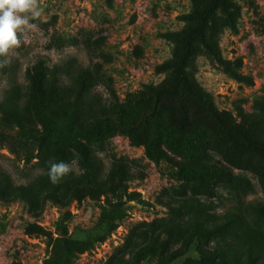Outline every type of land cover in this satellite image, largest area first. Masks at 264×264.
I'll use <instances>...</instances> for the list:
<instances>
[{
	"label": "rangeland",
	"instance_id": "1",
	"mask_svg": "<svg viewBox=\"0 0 264 264\" xmlns=\"http://www.w3.org/2000/svg\"><path fill=\"white\" fill-rule=\"evenodd\" d=\"M211 2L39 0L37 29L0 57L8 61L0 67V264H264V124L257 118L264 117V0H226L203 28L246 81L191 38L194 79L217 110L250 128L249 140L203 128L201 118L197 128L182 127L164 107L127 135L153 102L143 85L168 78L170 70L157 67L182 53L180 40L164 33L188 30ZM94 62L112 94L94 81ZM55 76L72 77L75 86L63 80L54 88ZM82 79L90 87L83 108L89 103L97 117L85 107L78 126L66 101ZM61 161L74 170L52 184L48 167ZM215 161L230 168L232 183L219 181ZM163 190L182 200L185 217L174 220L178 211L158 202ZM195 216L227 221L216 250L203 248L208 234L192 226ZM160 225L172 227L169 240ZM131 230L128 252L110 261Z\"/></svg>",
	"mask_w": 264,
	"mask_h": 264
},
{
	"label": "trees",
	"instance_id": "2",
	"mask_svg": "<svg viewBox=\"0 0 264 264\" xmlns=\"http://www.w3.org/2000/svg\"><path fill=\"white\" fill-rule=\"evenodd\" d=\"M216 7H221V9L223 10L228 8L226 0H212L210 5L207 6L201 14L195 15L197 23L188 30L164 33V36L177 38L180 40V43L182 45V53L176 63H174V65L169 67L168 63H163L157 67V72H161L163 69L170 70V75L168 78L157 85H143V90L141 92L142 95L146 98L152 97L153 102L152 105L149 102V111L141 114L137 119H135L133 125L129 127L127 131V135L129 138L133 137L137 129L140 131L143 130V125L145 126L147 124L148 117L152 116L153 113H157L158 110L164 107L171 109V111H174L176 115V121L178 122V124L180 123L179 125H181L182 127L190 126L191 128H197L198 125L194 122V120L196 121L197 118H201L202 121L197 122H202L201 124L203 125V128H214L218 131L221 128L226 129L231 133L232 137L235 136L236 138H238V141L239 138H243V141L250 139V128L240 123H234L227 112L223 110H217L214 107L209 94L199 86L192 74L193 67L191 65V38L196 37L205 51L211 56L212 59H214V61L218 65L223 67L225 71L231 73V76H233L237 80H247L246 76L235 72L230 67V63L228 61L221 59L215 42L205 37L203 34V28L206 24V21L208 20L210 12L213 11ZM185 18L191 19V16L186 15ZM93 45H95V43ZM85 46L89 52L96 50L94 46L92 48H89L88 45ZM55 66L56 65H53L52 67ZM53 69L57 71L56 68ZM44 70L45 67L41 66L38 80L36 79L35 82V85L39 89V91L44 88V84L42 82H40L39 87V81H42V78L44 79L46 76ZM92 71L94 81L105 84L109 89V93L112 94L111 89L107 83V79L102 75L99 69V65L95 62L92 63ZM63 80L66 79L60 76H55L52 80V86H54V88L59 87L64 83ZM74 81V78L70 77L69 79L67 78L66 83L64 84H69V86H71L74 85ZM79 84L81 86L80 89L74 92V94L69 97L66 102L72 104L74 108V115L72 118L78 124V126H81V124H83L81 122V112L85 107L90 108L89 112L91 113V117L96 118L97 115H94V107L89 103H87V105L83 108L85 103L84 101L86 99V94L84 93V91H88L90 87L84 83L83 79L79 82ZM98 101L99 104L104 107L107 106L106 104L107 102H109H104L100 98L98 99ZM259 109L264 113V103L260 104ZM257 118L262 124H264V117L262 115L258 116ZM214 165L219 172V181H221L225 185L232 183L235 176L230 168L220 161H215ZM166 192V190H163L161 192L159 198L157 199L158 202L169 210L178 211L177 215L174 217V220L185 217L187 213L184 211L182 200L178 199L176 200V203H174V199L172 198V196L166 195ZM26 200L27 202H29V205H32V197L26 195ZM192 221V226H194V228L203 230L204 232H206V234H208V236L206 237L208 239L206 240L209 241H204L203 244L201 243L203 245V248H205L206 250H216L218 248V246L216 245V240L217 238H222L226 233L225 227H228L227 221L218 223V226L213 222H211L210 224L205 223L196 216ZM159 227L161 228L158 232L165 234L166 238H168L169 240L171 238L172 227L169 225H160ZM136 235V230H131L128 236L124 239L123 243L119 247H117L111 254L110 261L114 259L121 260L123 253L128 252V250L132 246Z\"/></svg>",
	"mask_w": 264,
	"mask_h": 264
},
{
	"label": "clouds",
	"instance_id": "3",
	"mask_svg": "<svg viewBox=\"0 0 264 264\" xmlns=\"http://www.w3.org/2000/svg\"><path fill=\"white\" fill-rule=\"evenodd\" d=\"M42 12L39 0H0V57H6L12 49L19 48L27 39V32L37 29L32 21L38 19ZM7 63V60L0 61V67ZM73 165L74 162L50 163L46 175L52 184H57L74 170Z\"/></svg>",
	"mask_w": 264,
	"mask_h": 264
}]
</instances>
